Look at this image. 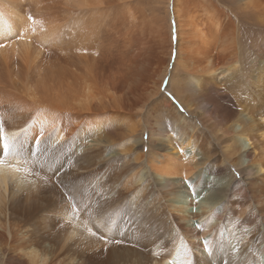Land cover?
<instances>
[{"label": "bare ground", "instance_id": "6f19581e", "mask_svg": "<svg viewBox=\"0 0 264 264\" xmlns=\"http://www.w3.org/2000/svg\"><path fill=\"white\" fill-rule=\"evenodd\" d=\"M132 2L0 0V123L10 141L31 123L0 151V264H264V0H229L237 22L212 0H168L166 65L146 40L161 22L128 14ZM166 78L185 113L160 93ZM156 96L159 115L138 111ZM41 132L42 171L29 151ZM242 161L243 181L226 183ZM61 166L76 215L43 179ZM96 226L123 243L105 250Z\"/></svg>", "mask_w": 264, "mask_h": 264}, {"label": "snow or ice", "instance_id": "6c2138e0", "mask_svg": "<svg viewBox=\"0 0 264 264\" xmlns=\"http://www.w3.org/2000/svg\"><path fill=\"white\" fill-rule=\"evenodd\" d=\"M28 20L30 22H35V18L31 14H28ZM16 39L23 40L24 39L23 32H21V34L17 36ZM6 46H7L6 43H0V48L6 47ZM169 83H170V78H166L162 87L160 88V93L166 96L167 99L171 102V104L174 105L179 110L180 113H185L186 109L184 105L181 103V101L172 92L168 91ZM159 99H160L159 96L149 98V100L145 101L142 108L138 109V111L142 112L144 116L149 117V118L159 115L160 113ZM205 111L206 112L210 111V109L206 108ZM261 116L264 117V112L261 113ZM228 118H230V115L228 117H225V119H228ZM217 119H219V117H217ZM262 126H264V124H262ZM29 127H31V123L26 125L24 128L20 129L18 133H14L10 141L9 138L5 135L3 124L0 123V151H2L4 154H7L15 146L22 145L23 141H21L20 137L24 136V134L27 133ZM237 127H239V125H237ZM168 130L173 137L176 136V132L172 130L171 124L168 125ZM42 137H43V132H41L40 136L35 137V144L29 150L30 156H31V162L34 165H36L41 171L44 169V164H43V161L39 160L38 158L41 156L40 143L42 142ZM144 140L145 141L148 140L147 134H145ZM242 143H243L242 153L247 154V152L251 150L252 141L247 140V141H242ZM148 150H149L148 147L144 146V151L148 152ZM179 151L182 154L184 150L181 148L179 149ZM0 163H3V161L0 160ZM246 165H247V161H242L241 166L239 168H235V167L230 168L229 170L230 178L228 181H225V182L236 184V183L243 181L244 179L243 173L244 171H246ZM49 168L51 169L50 165H49ZM62 169H63V166H61L60 169L51 170L46 176L43 177V179L45 183L55 184L61 188V195L63 199L69 203V205L72 207L73 214L76 215L78 214L77 213V200H76L78 190L74 186L64 183V181L60 177V172L62 171ZM249 175L255 176L256 173L250 172ZM259 175L264 177V168L260 169ZM232 177H234V179H232ZM109 179H112V177H109ZM117 183H119V178H117ZM184 184L187 185L188 192L190 193V198L192 199L193 202H196L200 198L199 191L193 186V182L189 180L188 178L184 179ZM241 186H244V185L241 184ZM208 194L211 195L214 193H212L210 190ZM251 207L255 209L256 205L253 204ZM191 211L195 212L196 209L193 208ZM255 214L260 217V223L257 225V228L259 230H264V199H262V206L256 210ZM101 223H103V221H101ZM194 226L198 230L202 228V225L199 223L195 224ZM99 227L100 226H96L97 230H93L92 227H88L87 232L91 237H95L98 241H102L104 243L105 250L107 249V246L109 244L114 243V244L119 245L123 243V241L121 240H113L106 235L100 234ZM244 231L247 232L248 229H245ZM201 243L203 245V250L205 252H209L210 249L213 247V241L210 239L204 238L201 240ZM233 251H235V249H233ZM153 255L158 256L159 253H153ZM169 264H174V262L170 261Z\"/></svg>", "mask_w": 264, "mask_h": 264}, {"label": "rangeland", "instance_id": "374dc122", "mask_svg": "<svg viewBox=\"0 0 264 264\" xmlns=\"http://www.w3.org/2000/svg\"><path fill=\"white\" fill-rule=\"evenodd\" d=\"M167 1L168 0H133V2H132V5H133V8H131L130 9V11L128 12V14H130L131 12H133V13H135V14H139V13H142V15H143V17H146L145 18V22H151V20H152V22H161L162 23V25H161V23H159L160 24V26H163V29H161L162 27H160V28H158V29H160V32H158L159 30L158 29H156V31L154 30V31H152V33L150 34V36L148 35L147 37H146V40L149 42L148 43V45H152L151 46V50H152V48H153V54L155 55V57L156 58H158V60H162L163 61V63L166 65V61L168 62V60H167V52H169L170 50H168V47H169V43L171 42L172 43V41L174 40L173 39V37H175L174 35H172V37H170V39H172L171 41L169 40V36H170V32L168 31V29H169V24H167V22L169 23V21L170 22H173V20H170V17H171V15H173L172 14V12H171V9H169L168 10V7H167V9H166V6H167ZM216 3H215V2ZM166 2V3H165ZM212 2L214 3L213 5H216L217 6V9L219 10V11H221V12H223L224 11V13H225V15H226V17L225 16H222L221 18L223 19V21L222 22H237V20H236V17H235V15H234V10H233V7H232V5H231V3L229 2V0H212ZM226 2V3H225ZM223 3V4H222ZM218 5L220 6V7H218ZM230 8H232V9H230ZM141 9V10H140ZM143 9V10H142ZM224 9V10H223ZM228 9H230L231 10V12L228 10ZM134 10V11H133ZM189 10V9H188ZM44 11H46V7H44V8H42V9H40L39 10V12L38 13H35V12H26V15L28 16V14H31L34 18H35V22H38L39 21V19H40V17L42 16V14H43V12ZM138 11H140L139 13H138ZM141 11H143V12H141ZM145 12V13H144ZM151 12V13H150ZM155 13V14H153V13ZM169 12V13H168ZM230 13V14H229ZM229 14V15H228ZM149 15V16H148ZM155 15V16H154ZM157 15V16H156ZM167 15V16H166ZM170 15V16H169ZM223 15V14H222ZM148 16V17H147ZM152 16H154L155 18L153 19V17ZM183 17V18H185V19H189L190 18V15H188V14H186V13H184V12H180V14L178 13V17ZM127 17H129V15H127ZM149 17H150V19H149ZM179 17V18H180ZM148 18V19H147ZM159 20V21H157V19ZM179 18H178V20H179ZM228 18V19H227ZM129 19H130V17H129ZM229 19H230V21H229ZM234 19V20H233ZM166 22V23H165ZM240 22V21H239ZM148 32V31H147ZM156 32V33H155ZM166 32V33H165ZM251 32V33H250ZM248 34H249V36L251 37V38H253L252 36H256V34H258L259 33V30H258V28H255V29H252L251 31H250ZM169 33V34H168ZM157 34H159V36H156ZM163 34V35H162ZM146 35H147V33H146ZM151 36H154V37H151ZM161 36V37H160ZM145 37L143 38V43L146 41V40H144L145 39ZM152 38V39H151ZM153 39H155L154 41H155V43H154V41H153ZM164 40H166V42L164 41ZM153 41V42H152ZM125 42H126V40H125ZM162 42V43H161ZM167 42H168V44H167ZM152 43V44H151ZM154 43V44H153ZM158 43H159V45H158ZM161 43V44H160ZM158 45V46H157ZM161 45V46H160ZM156 46H157V48H156ZM168 46V47H167ZM155 47V48H154ZM159 47V48H158ZM161 48H162V50H161ZM161 51L163 52V53H161ZM160 52V53H159ZM158 53V54H157ZM164 55H166V57L164 56ZM160 56V57H159ZM165 57V58H164ZM173 59H174V57H173ZM164 64L163 65H161V67L162 66H164ZM145 136V135H144ZM144 136H143V138H144ZM207 170H205V172H206ZM205 176L207 175V176H209L208 175V173L206 174H204ZM199 196H200V198L199 199H201L202 197H203V193H200L199 194Z\"/></svg>", "mask_w": 264, "mask_h": 264}]
</instances>
